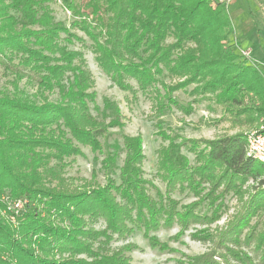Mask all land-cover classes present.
<instances>
[{
    "label": "trees",
    "instance_id": "obj_1",
    "mask_svg": "<svg viewBox=\"0 0 264 264\" xmlns=\"http://www.w3.org/2000/svg\"><path fill=\"white\" fill-rule=\"evenodd\" d=\"M50 1L0 0V56L9 53L8 59L18 57V64L29 67L37 76L36 95L43 97L37 102L36 96H0V264H131L124 252L132 245L109 248L115 234L142 231L152 247L165 249L167 243L153 232L176 224V234H182L192 222L216 219L226 194L241 195L248 180L255 185L244 210L217 242H205L211 245L206 253L180 264H264V219L259 222L264 164L246 153L244 131L203 139L204 149L197 151L196 141H190L194 166L181 151L183 139L176 142L158 132L168 140L157 152L155 177L165 185L162 193L144 177L140 134L120 132L122 146L107 141L109 128L123 125L119 106L109 98L95 104L94 80L82 50L87 46L76 34L90 40L96 64L124 92L155 87L161 106L165 96L200 83L192 93L220 105L232 126L257 128L264 118V74L250 56L235 50L228 0H69V27L54 20ZM74 40L81 42L79 48L68 46ZM21 77L18 72L12 80L15 87ZM174 77L183 79L166 83ZM44 92L55 99L47 101ZM80 146L106 153L103 166L113 174L118 169L120 182L109 177L106 186L75 192L45 188L39 172L43 162L34 156L53 151L57 158L69 157ZM118 149L124 154L120 166ZM177 189H188L195 201L179 205L172 197ZM203 202L211 208L209 215L195 210ZM89 217H102L105 227H87ZM252 217L257 219L251 224ZM201 232L206 230L191 237L198 239ZM64 254L68 257L58 256Z\"/></svg>",
    "mask_w": 264,
    "mask_h": 264
},
{
    "label": "rangeland",
    "instance_id": "obj_2",
    "mask_svg": "<svg viewBox=\"0 0 264 264\" xmlns=\"http://www.w3.org/2000/svg\"><path fill=\"white\" fill-rule=\"evenodd\" d=\"M67 2L69 0H51L48 5L52 9L54 20L61 21L64 26L69 27L72 16L71 11L65 4ZM252 2L253 0H228L227 11L230 15L233 29L231 38L235 42L234 45L238 43L235 50H249L253 67L264 74V30L259 27L260 30L257 37L252 31L253 29H250V24L253 20L251 11L254 9ZM76 34L82 37L84 44L87 46L82 48V50L94 80L95 104L97 103L101 106L103 99L109 98L114 100L119 106L123 125L119 129L116 127L109 128L111 134L108 136L107 141L112 144L117 142L122 146L120 132H124L127 135L140 134L143 141L144 159L141 167L144 171V177L153 181L162 193L165 185L155 177L157 152L162 145L167 144L168 140L164 141L158 132H165L170 137H174L176 142L183 139L184 147L181 148V151L187 155L189 164L194 166L197 162L194 157L195 153L190 152L188 149L191 144L190 141H196L197 151L204 149L203 139L232 134L239 129L247 134L255 128L249 126L240 127L241 125L239 124L232 126L229 113L223 112L220 105H217L212 99H206L203 94L192 93L193 87L200 83L191 82L186 87L171 93L169 97L165 96L161 100V106L158 105L155 87L148 88L143 92L139 90L124 92L96 64L94 54L89 47L90 40L80 31H76ZM63 36L64 34L61 33V37ZM68 46L70 48H79L81 42L74 40ZM7 54L4 57L0 56V96L5 94L9 96L17 94L16 96L19 98H33L36 96L37 102H42L43 97L36 95L38 94L36 74L29 67L18 64V57L10 60L8 59L10 55L7 56ZM18 72L22 74V77L17 81V86L15 87L12 80L17 79ZM181 79L174 77L167 80L166 83L173 84ZM130 82L133 86H136L134 81ZM157 87L161 94H164V89L160 85ZM44 96H46L47 101L55 99V94L48 92H44ZM209 98H212V96ZM90 108H93L92 104H90ZM91 112L92 114L96 113L95 110ZM113 148L110 147V151H113ZM79 149L80 152L77 155L69 157L57 158L53 155V151H51L50 155L47 152H42L40 158L38 155H35V158L33 157L43 162H40L39 172L40 179L43 185L46 186L45 188L55 191L61 190L62 192H75L106 186L109 184V177H113L116 184L120 182L118 169L113 174L111 170L103 166L106 153L92 150L87 146H80ZM123 158L124 154L120 151L117 159L118 166L122 164ZM52 175L56 176L53 177ZM253 185L255 183L252 180H248L241 186V195L233 191L227 193L224 198V206L218 211L219 215L214 220L192 222L182 234H176L179 230L176 224H173L170 228H160L153 232L158 240L167 243V248L165 249L152 247L143 236L142 231H135L126 236L115 234L108 246L110 249H117L126 244L132 245L131 251L124 252L125 255L130 257L131 264H180V262H186V257L197 256L208 251L211 245L205 242H217L219 234L233 223L237 214L244 210V202L248 198ZM150 193L155 196L154 189H151ZM172 197L178 200L179 205L190 204L196 199L195 195L188 189L183 191L177 189ZM14 206L19 209L22 205L21 202H17ZM195 210L200 214L207 213L209 215L211 212V208L206 205V202L199 204ZM10 218H12L10 220H14V217ZM85 218H87V215ZM256 219L257 217H252L250 223H254ZM263 219L264 217L259 222ZM89 220L86 222V226L89 228L100 230L105 227L102 217H89ZM199 230H206V232H201L197 235L200 239L192 238L191 235ZM246 230L244 229L241 236ZM174 234L176 237H171ZM207 234H210L209 236H212V238L207 237ZM203 238L211 241H206ZM250 247H252V244ZM58 256L62 258L68 257L67 254ZM75 258H84V255H77ZM216 259L219 260L218 257Z\"/></svg>",
    "mask_w": 264,
    "mask_h": 264
},
{
    "label": "built area",
    "instance_id": "obj_3",
    "mask_svg": "<svg viewBox=\"0 0 264 264\" xmlns=\"http://www.w3.org/2000/svg\"><path fill=\"white\" fill-rule=\"evenodd\" d=\"M242 55L249 56V50H240ZM246 153L264 164V118L259 126L246 134Z\"/></svg>",
    "mask_w": 264,
    "mask_h": 264
},
{
    "label": "crops",
    "instance_id": "obj_4",
    "mask_svg": "<svg viewBox=\"0 0 264 264\" xmlns=\"http://www.w3.org/2000/svg\"><path fill=\"white\" fill-rule=\"evenodd\" d=\"M252 6L254 7V9H253V11H251V13L253 15V20L251 21L250 29H253L252 31L258 37V33L260 30L259 27H261L264 30V0H253ZM256 19H257V21H256ZM236 44H238V43H236ZM251 63H252V61H251Z\"/></svg>",
    "mask_w": 264,
    "mask_h": 264
}]
</instances>
